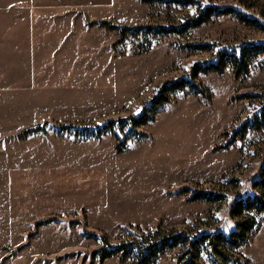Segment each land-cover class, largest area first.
Here are the masks:
<instances>
[{
  "label": "rangeland",
  "instance_id": "374dc122",
  "mask_svg": "<svg viewBox=\"0 0 264 264\" xmlns=\"http://www.w3.org/2000/svg\"><path fill=\"white\" fill-rule=\"evenodd\" d=\"M193 1L35 0L26 21L37 36L17 46L21 64L0 31L11 40L0 45V264H133L122 255L99 262L93 252L180 232L195 247L166 249L155 264H264V214L233 210L248 196L264 200L255 185L264 169V54L245 75L227 65L195 72L221 52L264 43V0ZM208 6L261 26L221 15L152 31L188 25ZM177 80L201 94H169L133 130L78 132L138 117ZM250 217L257 226L245 243L222 246L217 235Z\"/></svg>",
  "mask_w": 264,
  "mask_h": 264
},
{
  "label": "trees",
  "instance_id": "16d2710c",
  "mask_svg": "<svg viewBox=\"0 0 264 264\" xmlns=\"http://www.w3.org/2000/svg\"><path fill=\"white\" fill-rule=\"evenodd\" d=\"M162 1V0H158ZM184 6H192L195 5L193 0H172ZM221 15H233L240 21H244V23L248 24H257L254 19L247 17V15L237 11L232 7L228 8H216L212 6L204 7L200 10V15L193 20L187 22L188 25H184L181 27H155L152 28L153 32L156 30L161 34L167 35L169 33L179 32L182 31L184 28H194L202 24L208 17L210 16H221ZM103 25L105 23H102ZM146 28L145 30H147ZM197 50H209L210 46L205 45H197L195 46ZM223 50V49H222ZM264 54V43L260 42H248V45H243L238 51L232 49V51H225L221 52L217 57V60L212 63H208L205 66L200 64L197 65V70L195 72H221L222 67L231 66L234 70L236 76L248 74L250 65L252 62L258 57L259 55ZM165 91L160 90L151 101L149 106L145 107L144 111L138 117H131L128 119H120L115 120L113 122L107 123L101 127H95L92 129H85V130H78L80 134H85L87 132L88 136L99 137L102 136L105 132L107 127L116 134H119L120 124L124 126H128L130 130H133L138 125H143L150 119L151 110L156 106L163 104L168 101V95L171 93L182 91L185 88L192 89L194 93L201 94V89L199 85H196L191 80H177L171 83L166 84ZM262 114L264 115V107L261 110ZM260 119V118H259ZM108 128V129H109ZM262 172V178L257 183L256 186H264V169ZM217 197L214 199L212 198H205L203 200H216ZM239 207L246 210L247 213L252 212L255 214H264V200L262 198H258L256 196L246 197V199H241L237 202L233 210H237L239 214ZM235 212V211H234ZM257 223L253 217L247 218L242 222H238L236 224V229L231 231L228 235L225 233H219L217 237L220 240L222 246H227L230 248H235L238 246L239 243H245L248 239V235L254 231H256ZM105 242V241H104ZM196 240L188 237L187 234L184 232H180L178 235H174L173 237H166L162 238L161 240L156 241L155 243H150L146 245H141L139 242L130 241V242H123L119 244L109 245L108 243H104L103 247L99 250L93 252L94 258L97 260L104 261L108 258H111L115 255H122L124 259H130L133 264H155L158 255L164 252L166 249H170L176 247L177 245H186L190 250L195 247L194 245ZM213 250L221 254L220 251L217 250L216 245H211ZM222 255V254H221Z\"/></svg>",
  "mask_w": 264,
  "mask_h": 264
},
{
  "label": "crops",
  "instance_id": "0c3cea01",
  "mask_svg": "<svg viewBox=\"0 0 264 264\" xmlns=\"http://www.w3.org/2000/svg\"><path fill=\"white\" fill-rule=\"evenodd\" d=\"M35 0H14V3L16 4V7L13 11L8 12L5 11L1 5L0 8V15L2 17L0 18L1 22L3 19H10L11 22H8L7 24H0V31L1 33L9 32L11 36V40L13 39L14 44L12 45V49L10 50L14 55H16L17 63H20V57L18 56L19 53L22 51L20 50V47L27 44L29 41L36 40L37 36V26L35 23H32L31 21H26L30 15V10L36 9ZM10 13V14H9ZM9 14V15H7ZM9 16V17H8ZM41 24V23H37ZM11 40H0V45H8L10 44ZM25 77V76H24ZM15 78H21L20 76H17ZM14 78V79H15ZM21 82L15 83L14 81L8 82L9 85H13L14 87L19 86ZM2 89L4 88V85L0 86Z\"/></svg>",
  "mask_w": 264,
  "mask_h": 264
}]
</instances>
